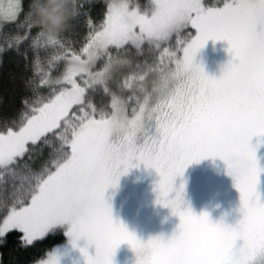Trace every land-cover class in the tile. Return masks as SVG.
I'll return each instance as SVG.
<instances>
[{"label": "snow or ice", "instance_id": "6c2138e0", "mask_svg": "<svg viewBox=\"0 0 264 264\" xmlns=\"http://www.w3.org/2000/svg\"><path fill=\"white\" fill-rule=\"evenodd\" d=\"M94 7L74 0L68 30L45 35L33 25V0L0 5V30L12 29L0 33V54L13 52L34 73L20 78V106L0 112V264H20L63 225L73 246L81 238L94 245V256L81 249L86 264H113L122 243L136 264H264V168L250 143L264 137V0H152L145 8L111 0L99 19ZM209 40L225 41L231 54L218 79L194 62ZM161 49L169 66L138 62ZM149 72L157 74L151 90ZM232 153L247 161L228 173L240 193L239 223L182 210L184 184L175 188V179L194 162ZM133 161L155 170L157 202L179 217L167 241L137 239L104 200ZM39 264L58 258L49 252Z\"/></svg>", "mask_w": 264, "mask_h": 264}, {"label": "rangeland", "instance_id": "374dc122", "mask_svg": "<svg viewBox=\"0 0 264 264\" xmlns=\"http://www.w3.org/2000/svg\"><path fill=\"white\" fill-rule=\"evenodd\" d=\"M9 0H0V5H6ZM152 0H149V4ZM142 8L146 6L141 5ZM191 37L196 35L194 29H190ZM189 37V39H191ZM170 47H174V42ZM228 45L225 41H207L194 58V62L201 65L205 74L211 78H220L222 69L227 64ZM162 49L146 52L140 57L143 66L157 68L169 66L168 57L165 55L163 62L160 60ZM179 54V53H178ZM139 59V58H137ZM174 67V65H171ZM134 71H137L134 69ZM126 71L120 76L123 83ZM157 78L156 73L149 72L146 77L148 89L151 90L152 80ZM110 103V98L108 100ZM131 109H129V112ZM250 143L257 146V160L259 166L264 168V137H253ZM126 173L120 175L116 186L109 187L104 192V200L111 207L113 220L122 224L137 239L147 242L151 238L162 237L167 241L178 231L179 217L172 214L170 208L157 202L156 185L159 176L155 170L146 168L142 163L132 162ZM184 184L183 203L181 209H190L193 214L200 216L207 214L211 223H223L228 227H235L242 219L240 212V193L234 186V180L230 176L219 158H205L199 162L190 164L174 181V187L179 188ZM264 177L261 176L259 190L264 196ZM171 195H174L171 194ZM68 225H63L55 230L53 235L63 236L65 241L54 248L58 258V264H86L85 256L81 249L86 248L88 256L95 255L94 245L81 238L73 246L66 235ZM49 235V236H50ZM47 237V236H46ZM45 237V238H46ZM242 241H237V244ZM47 258V257H46ZM44 258V259H46ZM136 264V254L126 243H122L115 250L113 264ZM41 261V260H40ZM39 264V261L34 263Z\"/></svg>", "mask_w": 264, "mask_h": 264}, {"label": "trees", "instance_id": "16d2710c", "mask_svg": "<svg viewBox=\"0 0 264 264\" xmlns=\"http://www.w3.org/2000/svg\"><path fill=\"white\" fill-rule=\"evenodd\" d=\"M28 0H22V3L26 5ZM111 2V0H95V7L91 12V16L94 19H99L103 12L105 11V5ZM133 3H139V5L147 6L149 0H132ZM206 3H213L214 0H205ZM12 32L11 27L7 29L0 30ZM76 31L79 35L73 37L77 43L76 47L79 48L84 42L86 37V27L81 24L77 27ZM195 31V30H194ZM4 46V39L2 34H0V47ZM140 61V57H138ZM231 59V54L228 53V58ZM227 61V63H228ZM33 70L28 68L24 69L22 61L15 56L13 52L8 54H0V112L3 111H13L15 108L20 106L21 96L23 95L21 76H32ZM110 97H106L109 100ZM37 167L39 166V161H37ZM264 177V174H262ZM264 188L262 187V190ZM65 241L63 236H47L41 241L35 243L34 246H29L28 250L23 252L20 256V264H34L47 257V254L51 252L58 245H61ZM119 263V260H116Z\"/></svg>", "mask_w": 264, "mask_h": 264}, {"label": "clouds", "instance_id": "9594fccd", "mask_svg": "<svg viewBox=\"0 0 264 264\" xmlns=\"http://www.w3.org/2000/svg\"><path fill=\"white\" fill-rule=\"evenodd\" d=\"M74 14V0H33V25L40 28L45 35H55L67 31ZM220 160L227 173H240L247 166V161L237 153H232ZM139 255L146 257L147 251H142Z\"/></svg>", "mask_w": 264, "mask_h": 264}]
</instances>
